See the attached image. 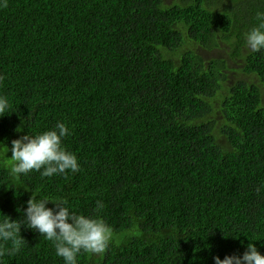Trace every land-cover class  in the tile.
<instances>
[{
  "label": "trees",
  "instance_id": "1",
  "mask_svg": "<svg viewBox=\"0 0 264 264\" xmlns=\"http://www.w3.org/2000/svg\"><path fill=\"white\" fill-rule=\"evenodd\" d=\"M169 1L0 3V218L23 221L32 195L99 214L117 239L78 264H214L249 243L264 255V51L242 38L264 9ZM220 38L239 66L197 51ZM57 121L80 171L11 174V141ZM21 235L4 264H63L38 232Z\"/></svg>",
  "mask_w": 264,
  "mask_h": 264
},
{
  "label": "clouds",
  "instance_id": "2",
  "mask_svg": "<svg viewBox=\"0 0 264 264\" xmlns=\"http://www.w3.org/2000/svg\"><path fill=\"white\" fill-rule=\"evenodd\" d=\"M0 3L7 6L6 0H0ZM254 21L242 38L247 48L260 53L264 51V10L255 12ZM2 81L3 77H0V83ZM9 108L7 96L0 94V117L6 115ZM71 134L66 123L57 121L49 130L12 140L11 174L20 176L36 171L42 177H52L67 176L68 171L79 172L78 156L63 143ZM49 202L55 207H47ZM96 204L98 212L104 208L102 201L98 200ZM23 214V221L4 214L0 218V264H4L2 257L5 254L14 255L24 246L22 226L50 241L55 256L61 258L63 264H78V256L85 253L103 257L117 239L114 228L102 216L78 214L63 197L37 198L32 195ZM8 245L10 247H6ZM214 264H264V255L254 243H249L242 256H225L222 260L216 256Z\"/></svg>",
  "mask_w": 264,
  "mask_h": 264
},
{
  "label": "rangeland",
  "instance_id": "3",
  "mask_svg": "<svg viewBox=\"0 0 264 264\" xmlns=\"http://www.w3.org/2000/svg\"><path fill=\"white\" fill-rule=\"evenodd\" d=\"M177 1V0H176ZM165 3H171L169 0H165ZM255 3L260 4L261 8L264 9V0L255 1ZM202 46L197 47V51L201 54L202 57H204L208 62L214 60V59H226V61L229 63L230 66H239V63H241V60H234V57L231 56V48L229 47V43L224 41L222 38H220V44L214 45L212 48H207ZM240 74L238 72H230V77L228 81H226V84H232L234 83V77H239Z\"/></svg>",
  "mask_w": 264,
  "mask_h": 264
}]
</instances>
